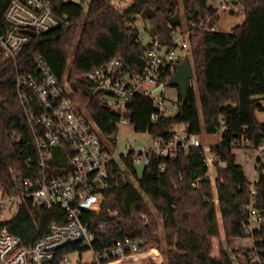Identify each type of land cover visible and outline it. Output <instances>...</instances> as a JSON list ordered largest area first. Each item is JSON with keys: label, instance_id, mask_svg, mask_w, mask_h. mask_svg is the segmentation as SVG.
Segmentation results:
<instances>
[{"label": "trees", "instance_id": "16d2710c", "mask_svg": "<svg viewBox=\"0 0 264 264\" xmlns=\"http://www.w3.org/2000/svg\"><path fill=\"white\" fill-rule=\"evenodd\" d=\"M10 1L0 0L1 34L9 29L4 12ZM49 1L57 15L67 16V24L32 34L15 59L5 58L0 48V186L11 191L17 178L28 176L25 160L36 154L17 95L18 76L31 70L37 55L60 78L70 63L72 92L106 135H116L117 122L124 116L136 132L176 144L168 155L154 153L142 175L131 165L134 151H130L126 161L135 181L124 183L121 175L119 182L104 192L102 208L82 214L96 233L94 248L103 250L118 239L133 237L144 240L141 252L150 247L161 249L163 227L166 257L162 264H251V253L259 254L264 262V175L256 165L259 175L255 208L261 217L254 220V228L249 231L251 182L234 152L235 147L264 144V120L257 116L258 111H264V0H237L245 18L229 31L216 28L220 14L211 5L212 0H181L187 24L198 25L190 39L196 79L190 81L186 96L179 85L173 84L179 91V110L174 116L161 115L157 120H152V115L158 109L143 93L132 98L124 115L114 111L105 103L106 93L95 87L88 74L114 59L141 74L144 62L140 50L145 44L137 19H144L149 38L158 37L171 44L175 32L183 26L179 0H132L121 9L114 8L112 0H90L87 8L84 0ZM233 5L228 4L230 9ZM180 124L187 136L199 137L203 131L221 133L218 143L209 147L215 157L214 181L205 147L201 144L186 148L185 140L179 139L174 130ZM213 182L227 243L246 237L248 232L253 239L252 248L239 249L244 254L236 261L226 247L222 246L217 255L212 253V238L220 234L216 205L209 200ZM149 202L161 222L150 210ZM111 211L117 214L111 215ZM64 221L66 211L62 208L36 207L25 201L6 225L24 245L30 246L53 222ZM69 250L70 247L61 249L53 264H61L60 258ZM160 261V252L152 248L111 264Z\"/></svg>", "mask_w": 264, "mask_h": 264}, {"label": "built area", "instance_id": "2783aa9c", "mask_svg": "<svg viewBox=\"0 0 264 264\" xmlns=\"http://www.w3.org/2000/svg\"><path fill=\"white\" fill-rule=\"evenodd\" d=\"M214 7L218 12L219 8H229L225 2ZM4 18L9 29L0 33V48L3 56L9 59L17 57L29 43L32 33L48 32L68 23L67 16L57 15L49 0H11ZM197 27L196 22H191L185 29H178L171 44L158 37L149 38L143 47L141 74L125 67L120 59H114L91 71L88 78L97 89L106 93L105 103L116 112L124 115L132 98L143 93L153 100L159 111L152 115V120L161 115L168 116L164 92L167 86H171L169 81L179 71V65L190 60L193 75L189 77V84L196 78L190 39ZM17 95L31 135L30 145L36 154L25 160L28 176L17 178L11 191L0 186V264H53L59 258V251L65 247L70 250L60 258L61 264H70L72 254L85 250L93 252L97 264H111L141 253L144 240L133 237L118 239L108 248L96 250V233L84 222L82 214L99 211L104 192L117 184L121 175L124 183L135 181L126 161L131 157V150L134 151L131 165L136 167L141 154H146L148 164L154 153L170 154L175 142L151 137L150 145L135 144L119 159L116 155L118 132L106 135L81 108L72 92L68 67L60 78L52 73L40 55L34 57L28 73L18 76ZM127 122L128 119L122 116L117 122L119 130ZM201 144L197 135L187 136L184 141L186 148ZM255 149L256 165L264 175V144ZM209 157L206 155V163L211 168L215 157ZM257 177L251 182L249 210L252 220L261 217L255 208ZM25 201L36 207L62 208L66 211V221L53 222L44 235L26 246L6 225ZM110 214L116 215L117 212L111 211ZM143 217L148 219L145 215ZM253 228L250 222L249 231ZM242 255L239 253L233 258ZM250 258L251 264H264L259 254L251 253Z\"/></svg>", "mask_w": 264, "mask_h": 264}, {"label": "rangeland", "instance_id": "374dc122", "mask_svg": "<svg viewBox=\"0 0 264 264\" xmlns=\"http://www.w3.org/2000/svg\"><path fill=\"white\" fill-rule=\"evenodd\" d=\"M70 1V0H66ZM76 2H80L81 0H72ZM90 0H84V4L86 8L88 7ZM180 2V15L182 18L183 26L182 28L185 29L188 24L186 21V12L185 9ZM219 2H225L226 4L232 3V0H212L211 5L216 6L219 4ZM111 5L116 8V9H121L125 7L127 4L126 0H112ZM233 8L235 9L234 13H230V8L227 10H222L219 8V14H220V19L217 24V29L221 31H229L233 26L240 24L244 21V13L240 9L239 5H233ZM137 26L140 29L141 32V38L143 40V43L146 44L149 41V35L146 31L145 25H144V19L143 18H138L137 19ZM68 71L70 74V63L68 66ZM196 79V78H195ZM178 88L176 86H167L165 88L164 95L166 97V108L168 115L169 116H174L177 114L179 110V105H178ZM184 92V88L182 87V93ZM200 104V103H199ZM264 104V100H263ZM257 116L260 120H264V111H258ZM174 130L177 132V136L179 139L185 140L187 135L185 132V127L180 124L176 125L174 127ZM118 146H117V151L116 155L121 159V154H124L128 152L129 149H131L137 141H142L143 144L145 145H150L151 144V135L149 133H139L134 130L133 125L130 122L124 123L121 127V129L118 131ZM200 141L205 147L206 150V155L209 157H213V154L209 151V147L211 145H215L218 143V141L221 138V133H216V134H209L206 131H203L201 135H199ZM234 152L237 155V163L243 165L246 176L250 182H253L256 178V176L259 175V172L256 170V158H257V153L256 149L254 147H235ZM209 157V158H210ZM141 159L140 163H136V167L138 170L139 175H142L144 167L146 165V154H141L139 156ZM223 164V163H222ZM209 174L212 177V181H214L216 177V167L213 165L209 169ZM213 186V193H212V198H209V200L214 201L216 205V211H217V217L219 220L220 224V234L218 237L212 238L213 242V254L217 255L219 253V250L221 247H226L229 251H232L233 257L236 256L238 253L244 254V251H240L239 249H244V248H250L253 245V239L252 237L249 236V233L247 234L246 237H236L232 239L231 242L227 243L226 237H225V232L223 229V224H222V215L220 212V205H219V199H218V192L217 188L215 186V182L212 184ZM149 208L150 210L154 213L155 217L161 222L160 215L156 211V209L153 207V205L149 202ZM16 210H14L15 212ZM255 219L251 220L252 224L255 225L254 221ZM165 231L163 227H160V236L162 239V247L161 249L158 247H150L145 251H148L152 248H156L160 254H161V261L159 264H162L166 257V251H165ZM239 250L238 253H236ZM236 251V252H235ZM142 253V252H141ZM235 259V258H234ZM94 261V254L91 250H85L82 251V253L76 252L71 255V262L70 264H75V263H80V264H88ZM236 261V259H235Z\"/></svg>", "mask_w": 264, "mask_h": 264}, {"label": "water", "instance_id": "95a60500", "mask_svg": "<svg viewBox=\"0 0 264 264\" xmlns=\"http://www.w3.org/2000/svg\"><path fill=\"white\" fill-rule=\"evenodd\" d=\"M232 3L234 5L238 4L237 0H232ZM230 13H234V8L230 9ZM35 34V33H32ZM144 49L141 48L140 50V54L143 55ZM193 75V69L191 66V62L190 60H187L184 64L179 65V71L177 72V74L175 76H173L170 81L169 84L173 85H179V87L181 88L182 91V87L184 88V92L183 95L186 96V93L188 91L189 88V77H191ZM159 89L161 90L162 87H159ZM137 146H142L143 142L142 141H137L136 142ZM139 153H142V149H140ZM75 264H80V263H75Z\"/></svg>", "mask_w": 264, "mask_h": 264}, {"label": "crops", "instance_id": "0c3cea01", "mask_svg": "<svg viewBox=\"0 0 264 264\" xmlns=\"http://www.w3.org/2000/svg\"><path fill=\"white\" fill-rule=\"evenodd\" d=\"M127 4H130L132 2V0H126ZM253 246V245H252ZM251 248V247H250Z\"/></svg>", "mask_w": 264, "mask_h": 264}]
</instances>
